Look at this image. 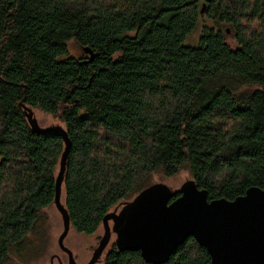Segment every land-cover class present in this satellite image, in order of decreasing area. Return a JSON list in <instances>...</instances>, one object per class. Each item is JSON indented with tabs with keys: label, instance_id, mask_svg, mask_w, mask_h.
<instances>
[{
	"label": "trees",
	"instance_id": "obj_1",
	"mask_svg": "<svg viewBox=\"0 0 264 264\" xmlns=\"http://www.w3.org/2000/svg\"><path fill=\"white\" fill-rule=\"evenodd\" d=\"M202 2L0 0V264L48 246L40 220L65 148L23 107L64 126L63 206L79 235L156 175L186 169L209 201L264 190V0H210L201 15ZM71 40L91 62L67 56ZM101 262L147 264L114 243ZM163 264L211 260L188 238Z\"/></svg>",
	"mask_w": 264,
	"mask_h": 264
},
{
	"label": "water",
	"instance_id": "obj_2",
	"mask_svg": "<svg viewBox=\"0 0 264 264\" xmlns=\"http://www.w3.org/2000/svg\"><path fill=\"white\" fill-rule=\"evenodd\" d=\"M203 0L200 14H204ZM228 33V30H227ZM83 63L95 57L88 48ZM31 129L37 134L55 132L65 148L55 178L54 204L62 217L63 230L59 248L75 264L63 241L69 231V220L60 202L65 162L70 142L64 128H38L30 108L23 107ZM176 198L163 183H153L134 196L118 214H107L103 219L104 235L88 264L98 262L111 232L116 236L118 250L138 252L147 264L166 263L173 252L192 238L208 253L211 264H264V190L250 187L243 196L232 201L208 200L207 193L197 188L193 180L184 183ZM112 220V227L109 220Z\"/></svg>",
	"mask_w": 264,
	"mask_h": 264
},
{
	"label": "rangeland",
	"instance_id": "obj_3",
	"mask_svg": "<svg viewBox=\"0 0 264 264\" xmlns=\"http://www.w3.org/2000/svg\"><path fill=\"white\" fill-rule=\"evenodd\" d=\"M199 27L191 35H189L183 42L184 46L196 47L201 36V30L199 31L200 25H209L210 22L208 18L204 16V19L200 20ZM228 44L231 47H235L234 42L231 38L228 39ZM68 57L76 58L81 51L80 47L73 41L67 42ZM65 59L64 56L58 58V60ZM33 118L36 122L38 128H48V127H60L64 128L62 122L57 117H52L51 115L45 114L39 110H32ZM153 183H163L172 192H178L181 186L189 180H192L191 175L186 169L181 170L179 174L171 178H160L159 176H153ZM150 184H153V183ZM149 184V185H150ZM60 202L64 204V191L63 187L60 192ZM127 202L117 205L115 209L112 210L114 214H118L122 206ZM40 228L48 244L37 257L25 258L24 260L15 261V264H69V256L64 253L58 244V239L62 234L63 223L62 217L59 211L56 209L55 205L49 206L44 209V213L40 220ZM113 222L109 220V226L112 227ZM104 235V228L100 227L98 231L92 236L79 235L75 233L71 228L69 229L64 241V247L70 252L75 264H88L96 250L101 238ZM36 237V236H35ZM38 238V237H36ZM116 236L111 232L110 240L108 241L104 251L101 253L99 262L97 264H102V257L105 255L106 251L110 248L111 244L115 242ZM19 259V258H18Z\"/></svg>",
	"mask_w": 264,
	"mask_h": 264
},
{
	"label": "flooded vegetation",
	"instance_id": "obj_4",
	"mask_svg": "<svg viewBox=\"0 0 264 264\" xmlns=\"http://www.w3.org/2000/svg\"><path fill=\"white\" fill-rule=\"evenodd\" d=\"M79 58H80V60H84L86 57H85V55L82 52H80L79 53Z\"/></svg>",
	"mask_w": 264,
	"mask_h": 264
},
{
	"label": "bare ground",
	"instance_id": "obj_5",
	"mask_svg": "<svg viewBox=\"0 0 264 264\" xmlns=\"http://www.w3.org/2000/svg\"><path fill=\"white\" fill-rule=\"evenodd\" d=\"M29 123V122H28ZM30 125V124H29ZM31 127V126H30ZM54 198H55V193H54ZM54 204V203H53ZM55 205V204H54Z\"/></svg>",
	"mask_w": 264,
	"mask_h": 264
}]
</instances>
